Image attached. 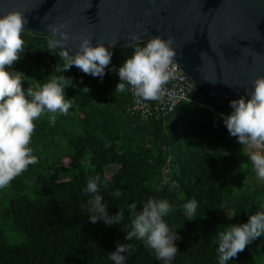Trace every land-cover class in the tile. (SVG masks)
<instances>
[{
  "label": "trees",
  "instance_id": "obj_1",
  "mask_svg": "<svg viewBox=\"0 0 264 264\" xmlns=\"http://www.w3.org/2000/svg\"><path fill=\"white\" fill-rule=\"evenodd\" d=\"M22 38L25 50L9 70L24 74L25 89L51 76L72 79L65 87L72 107L55 122L51 114L35 121L31 147L38 162L0 189V264H114L117 242L133 246L125 264H164L143 241L124 239L133 209L149 198L167 199L172 207L165 219L180 239L171 264H220L219 233L264 205V182L252 181L247 146L215 112L229 115L232 100L209 95L213 110L183 102L171 115L143 120L129 111L128 90L115 94L118 68L132 45L111 50L99 84L75 66L64 73L60 49L48 48L47 35L24 30ZM97 176L109 215L123 213L119 224L89 220L84 189ZM192 199L197 210L188 215L183 206ZM226 264H264V236Z\"/></svg>",
  "mask_w": 264,
  "mask_h": 264
},
{
  "label": "clouds",
  "instance_id": "obj_2",
  "mask_svg": "<svg viewBox=\"0 0 264 264\" xmlns=\"http://www.w3.org/2000/svg\"><path fill=\"white\" fill-rule=\"evenodd\" d=\"M27 23L25 13L20 10L0 15V189L8 187L30 165L38 162L31 147L35 121L42 115L51 114L50 119L55 122L57 114L68 115L72 107L65 94V87L72 84V79L65 75L51 76L42 85L25 89L24 74L9 70L25 50L22 33ZM46 27L51 33L48 48L60 49L58 55L64 61V73L75 66L86 75L101 78L105 75L113 56L109 47L104 43L94 46L91 36L81 35L78 37L79 49L73 54L67 47L70 34L63 30L68 26L47 24ZM129 39L134 41V52L118 69L120 82L116 85L115 94L126 92L130 87L136 96L156 100L162 86L172 76L170 66L177 55L172 47L174 41L171 37L164 39L161 36L142 41L138 33ZM83 90L89 91L87 87ZM230 107L231 113L223 117L224 125L239 144L252 149L250 160L254 171L260 180H264V76L254 80L253 90H246V96L230 101ZM99 180V176L89 179L84 189L90 197L86 207L89 220L93 224L100 220L109 226L119 224L123 213L119 211L109 215L104 198L99 194ZM183 207L186 214L193 215L197 201L189 200ZM171 211L167 199L149 198L139 211L133 209L130 230L125 232L124 239L143 241L158 260L171 264L179 250L176 241L180 239L178 232L172 231L165 219ZM261 236H264V205L250 215L247 222L230 224L219 233L220 264L238 257ZM132 250V244L117 242L110 259L114 264H125L126 254H131Z\"/></svg>",
  "mask_w": 264,
  "mask_h": 264
},
{
  "label": "water",
  "instance_id": "obj_3",
  "mask_svg": "<svg viewBox=\"0 0 264 264\" xmlns=\"http://www.w3.org/2000/svg\"><path fill=\"white\" fill-rule=\"evenodd\" d=\"M14 10L24 30L49 38L47 24H66L73 54L81 35L110 50L130 47L134 33L171 37L172 66L217 99L246 96L264 76V0H0V15Z\"/></svg>",
  "mask_w": 264,
  "mask_h": 264
},
{
  "label": "built area",
  "instance_id": "obj_4",
  "mask_svg": "<svg viewBox=\"0 0 264 264\" xmlns=\"http://www.w3.org/2000/svg\"><path fill=\"white\" fill-rule=\"evenodd\" d=\"M106 71L107 68L102 78L97 77L99 84L105 82ZM170 71L172 72V76L169 81L162 86L159 98L156 100H144L136 96L133 90L128 87V92L130 94L128 109L131 113L137 114L143 120H147L153 116L164 117L173 114L178 105L183 102L196 104L213 110V107L205 101L207 95L204 91L189 82L172 65L170 66ZM215 112L222 118L228 115L221 111Z\"/></svg>",
  "mask_w": 264,
  "mask_h": 264
},
{
  "label": "rangeland",
  "instance_id": "obj_5",
  "mask_svg": "<svg viewBox=\"0 0 264 264\" xmlns=\"http://www.w3.org/2000/svg\"><path fill=\"white\" fill-rule=\"evenodd\" d=\"M247 151L250 153L251 151H252V149H250V148H248L247 147ZM66 160V159H65ZM244 171H246V169L244 170ZM253 182L255 181V182H258V183H263L264 182V180H260L258 177H257V175H256V172L254 171V177H253V180H252ZM252 183V182H251ZM228 210V209H227ZM7 225L5 226V229H6V234L8 235V236H10L11 234H13L14 233V231L8 226V223H6Z\"/></svg>",
  "mask_w": 264,
  "mask_h": 264
}]
</instances>
